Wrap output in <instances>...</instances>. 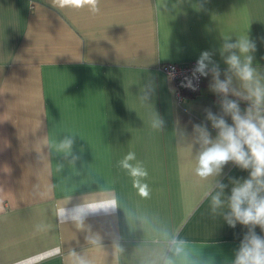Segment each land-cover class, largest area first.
<instances>
[{
	"label": "crops",
	"instance_id": "0c3cea01",
	"mask_svg": "<svg viewBox=\"0 0 264 264\" xmlns=\"http://www.w3.org/2000/svg\"><path fill=\"white\" fill-rule=\"evenodd\" d=\"M99 7L94 15L55 0H0V264H72L73 251L92 264H150L168 233L208 264H230L248 229L212 213L213 179L195 175L199 145H188L195 124L216 137L206 109L223 115V94L211 90L209 71L197 94L178 100L160 66L209 51L225 80L223 38L248 34L264 76V0H100ZM233 87L241 89L235 76ZM227 98L248 107L231 92ZM157 114L163 130L151 127ZM65 136L74 138L70 154L58 149ZM128 152L148 171L149 198L119 167ZM248 175L229 162L216 179L230 195L232 179ZM106 197L120 207L90 214L83 227L55 217L60 206Z\"/></svg>",
	"mask_w": 264,
	"mask_h": 264
},
{
	"label": "clouds",
	"instance_id": "9594fccd",
	"mask_svg": "<svg viewBox=\"0 0 264 264\" xmlns=\"http://www.w3.org/2000/svg\"><path fill=\"white\" fill-rule=\"evenodd\" d=\"M55 3L61 8H87L94 15L100 12V0H55ZM223 39L220 54L228 66L226 79H220L219 65L212 60V53L209 51L201 53L193 70V77L197 80L199 76H207L210 71L214 81L211 90L223 94L224 98L220 103L223 115H215L210 109H206V120L217 130V135L213 139L205 124H195L192 142L188 145L191 151L194 144L199 145V150L194 156L195 175L201 180L213 179L212 188L206 193V196L211 197L212 213L219 212L223 221L232 228L239 223L248 229L230 264H264V236L255 232L257 226L264 232V76L260 74L258 67L253 65V54L257 45L248 34L238 37L234 43L229 42L230 37ZM225 53L228 54L225 56ZM233 76L239 81L241 89L233 87ZM187 86L196 90L191 80ZM230 92L240 100L246 101L248 107L242 111L237 100L227 98ZM142 99H147V95ZM225 116L231 117V124L226 121ZM163 124L164 121L158 114L151 119L153 129L163 130ZM73 144L74 138L65 136L58 142V149L70 154ZM229 162L248 171L249 175L246 179H232L230 195H226L227 185L216 178ZM60 167L62 168V165ZM119 167L132 177L133 187L138 189L139 195L145 199L149 198L151 190L147 183H142L147 178L148 171L143 162L136 159V154L128 152L119 161ZM119 207L120 203L116 198H92L71 209L58 207L55 217L60 224L71 222L77 227H83L90 214L101 211L111 213ZM100 239L99 235L87 237L92 244H99ZM54 252L59 255L62 248L57 247ZM72 256V264H92L90 258L75 251ZM212 260L214 264V258ZM150 264H208V259L197 253L190 243L179 235L168 233L162 250Z\"/></svg>",
	"mask_w": 264,
	"mask_h": 264
},
{
	"label": "built area",
	"instance_id": "2783aa9c",
	"mask_svg": "<svg viewBox=\"0 0 264 264\" xmlns=\"http://www.w3.org/2000/svg\"><path fill=\"white\" fill-rule=\"evenodd\" d=\"M196 66L195 62L188 63H165L161 64V72L169 78L172 82L177 95L178 100H181L183 94L194 95L197 94L201 89L202 76H199V79L193 77V70ZM191 80L192 84L195 85L196 90H192L191 87H188V81Z\"/></svg>",
	"mask_w": 264,
	"mask_h": 264
}]
</instances>
